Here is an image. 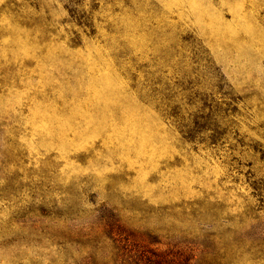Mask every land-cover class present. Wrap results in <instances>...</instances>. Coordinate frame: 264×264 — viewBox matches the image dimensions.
<instances>
[{"label":"rangeland","instance_id":"1","mask_svg":"<svg viewBox=\"0 0 264 264\" xmlns=\"http://www.w3.org/2000/svg\"><path fill=\"white\" fill-rule=\"evenodd\" d=\"M0 264H264V0H0Z\"/></svg>","mask_w":264,"mask_h":264}]
</instances>
